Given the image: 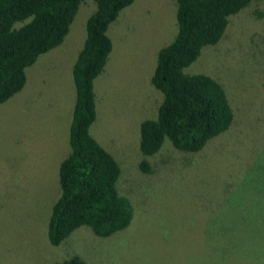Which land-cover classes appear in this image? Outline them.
Masks as SVG:
<instances>
[{
    "label": "rangeland",
    "instance_id": "rangeland-1",
    "mask_svg": "<svg viewBox=\"0 0 264 264\" xmlns=\"http://www.w3.org/2000/svg\"><path fill=\"white\" fill-rule=\"evenodd\" d=\"M263 2L255 0L264 10ZM174 7V0L124 7L109 29L111 58L95 81L100 115L96 104L91 131L120 166L116 188L133 214L126 227L101 237L81 225L56 245L46 233L89 0L62 42L25 70L28 92L0 104V264H59L73 255L86 264H264L262 23L232 17L218 46H204L213 49L203 47L187 67L216 78L228 97L248 96L235 124L196 152L165 139L149 171L137 166L138 123L154 116L161 99L150 76L156 51L174 32Z\"/></svg>",
    "mask_w": 264,
    "mask_h": 264
},
{
    "label": "trees",
    "instance_id": "trees-1",
    "mask_svg": "<svg viewBox=\"0 0 264 264\" xmlns=\"http://www.w3.org/2000/svg\"><path fill=\"white\" fill-rule=\"evenodd\" d=\"M85 1L0 0V104L22 89L25 70L37 57L62 42ZM132 1L89 0L82 43L71 65L73 99L66 115L67 152L58 164L59 192L46 223L47 238L53 245L81 225L97 236H108L126 227L133 215L131 202L116 188L118 162L90 131L98 105L95 81L111 58L109 28ZM174 4V32L156 51L150 76L161 99L154 116L138 123L137 166L142 172L150 170L154 157L149 158L165 139L178 151L196 152L235 124V110L247 107L248 96L237 91L228 97L216 78L187 71V67L204 46H218L238 14L241 19L262 23L260 32L264 34V10L255 0H174ZM206 49L213 48L204 47L202 52ZM161 160L166 161L157 158ZM59 264L86 263L73 255Z\"/></svg>",
    "mask_w": 264,
    "mask_h": 264
},
{
    "label": "crops",
    "instance_id": "crops-1",
    "mask_svg": "<svg viewBox=\"0 0 264 264\" xmlns=\"http://www.w3.org/2000/svg\"><path fill=\"white\" fill-rule=\"evenodd\" d=\"M80 11H82V14H83L84 16H85V14L88 12V11H87V12L83 13V10H80ZM80 11H79V12H80ZM77 15H78V14H77ZM77 15H76V16H77ZM77 27L80 28L78 25H77ZM109 29H110V28H109ZM109 36H110V35H109ZM110 38H111V37H110ZM106 65H107V64H106ZM106 65H105V67H104V70L106 69ZM28 90H29V89L26 90V85H25V86L22 88V90H20V91H21V93H25V91L28 92ZM33 94H34L35 96H37V97H41V94L39 93V90H36V92H34ZM20 95H21V99H22L23 101H29V100L25 99V97H24L26 94H20ZM27 96H29V94H27ZM12 97H13V96H12ZM12 97H11V98H12ZM11 98H10V99H11ZM32 98H33V96H32ZM32 98H31V99H32ZM70 105H71V103H70ZM67 111H69V109H68ZM97 114H98V116L100 115V114H99L98 105H97ZM66 119H67V116H66L65 120H66ZM44 124H45L46 126L48 125L47 123H44ZM92 124H93V123H92ZM92 124H91V126H90V131H91ZM91 134H92V131H91ZM42 139H43V136L40 137V140H42ZM60 146L62 147L61 150L66 149L65 141H61V142H60Z\"/></svg>",
    "mask_w": 264,
    "mask_h": 264
}]
</instances>
